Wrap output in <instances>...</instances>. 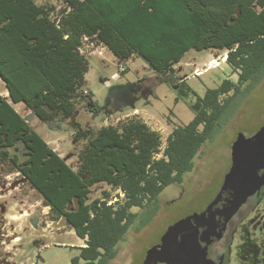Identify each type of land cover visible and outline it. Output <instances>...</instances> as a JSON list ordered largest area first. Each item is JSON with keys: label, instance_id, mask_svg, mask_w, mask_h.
I'll list each match as a JSON object with an SVG mask.
<instances>
[{"label": "trees", "instance_id": "16d2710c", "mask_svg": "<svg viewBox=\"0 0 264 264\" xmlns=\"http://www.w3.org/2000/svg\"><path fill=\"white\" fill-rule=\"evenodd\" d=\"M35 1L0 0V78L12 103H24L50 130H61L78 105L100 110L86 86L84 38L105 45L122 63L142 58L184 96L196 97L193 119L176 126L163 149L160 134L138 118L99 129L77 124L75 139L85 145L74 170L0 94V148L27 144L32 156L22 172L44 206L86 242L72 264H108L138 215L132 209L183 184L231 92L264 67V0H61L60 10ZM191 49L226 51L238 82L225 79L203 96L176 83L175 66ZM101 183L124 196L117 194L112 205L107 192L93 199L92 187Z\"/></svg>", "mask_w": 264, "mask_h": 264}, {"label": "rangeland", "instance_id": "374dc122", "mask_svg": "<svg viewBox=\"0 0 264 264\" xmlns=\"http://www.w3.org/2000/svg\"><path fill=\"white\" fill-rule=\"evenodd\" d=\"M35 2L61 9V0ZM80 54L89 63L87 89L94 93L104 112L91 113L87 110L88 104L78 105L74 116L63 122L61 130L52 131L24 104H13L73 169L77 170L78 155L85 145L84 141L75 139L76 123L99 129L138 118L160 134L163 149L172 130L193 119L191 105L196 97L184 96L142 58L133 56L122 63L105 45L89 38L83 39ZM226 56V51L191 49L175 66L176 83L184 81L200 96L225 79L237 83L238 73L231 70ZM0 93L8 98L1 78ZM230 96L220 125L200 150L193 171L185 176L183 184L170 185L145 207L132 209L138 215L118 243L115 258L108 264H141L160 244L169 227L204 211L216 198L232 166L233 142L239 135L253 136L264 125V67L243 82L238 93L231 92ZM1 169L0 231L4 236L0 235V264H72V259L79 256L80 238L63 220L52 221L50 209L44 208L40 195L21 175L16 172L8 175ZM117 191L101 184L93 188L91 197L103 198V192H107L115 198Z\"/></svg>", "mask_w": 264, "mask_h": 264}, {"label": "water", "instance_id": "95a60500", "mask_svg": "<svg viewBox=\"0 0 264 264\" xmlns=\"http://www.w3.org/2000/svg\"><path fill=\"white\" fill-rule=\"evenodd\" d=\"M231 162L218 195L206 210L169 227L144 264L166 261L169 255L177 264H198L201 240L206 243L204 262L209 264L212 244L221 238L228 221L264 187V125L251 137L238 136L231 147Z\"/></svg>", "mask_w": 264, "mask_h": 264}, {"label": "flooded vegetation", "instance_id": "af4514ba", "mask_svg": "<svg viewBox=\"0 0 264 264\" xmlns=\"http://www.w3.org/2000/svg\"><path fill=\"white\" fill-rule=\"evenodd\" d=\"M7 93L9 100L8 98L4 97L1 93L0 94L4 98H6L7 101H9V103H12L11 96L8 91ZM20 104H24V103H20ZM26 108L29 111H31L27 106ZM87 110L95 114L99 112L101 113L104 112L103 107L101 106H100V110H96L95 108L94 109L91 108L89 105L87 107ZM31 112L34 114L36 118H38L35 112L33 111ZM40 121L43 122L42 120ZM29 122L27 121V123ZM77 124L79 123H76V131L79 128ZM88 128H92V127H88ZM1 151L7 152L6 155ZM30 151L31 150L27 147V144L22 140H18L12 146H5L0 148V167H2L4 171L6 170V173L8 175L12 173L14 174L15 172L21 175L22 178L25 179L26 182L30 185L33 191H35L37 194L40 195L42 199V203L44 204L43 197L41 196V194L38 192V190H36V188H34L30 184L27 177L22 172V168H25L29 159H31L32 155ZM78 160H79V156H78ZM15 163L17 168L15 166ZM94 187H92V191ZM44 208L50 209V215L51 217H53L52 221L59 223L63 220L65 225L69 227L65 217L57 218L56 213L53 212L50 207L44 206ZM68 209H71V204L68 206ZM34 219L35 218H33L32 220ZM0 235L4 236V234H2L1 231H0ZM205 247H206V243L203 240H201L199 255H198V260H199L198 264H205L204 261L206 260H204L205 257L203 255L204 254L203 249ZM146 257L144 258L141 264L145 263ZM207 260L209 261V264H264V187L255 195L251 196L247 200V202L244 203L239 208V210L234 214V216L228 221L225 230L222 231L221 238L212 244ZM157 264H177V259L173 255H169L166 261L158 262Z\"/></svg>", "mask_w": 264, "mask_h": 264}, {"label": "built area", "instance_id": "2783aa9c", "mask_svg": "<svg viewBox=\"0 0 264 264\" xmlns=\"http://www.w3.org/2000/svg\"><path fill=\"white\" fill-rule=\"evenodd\" d=\"M117 194L120 196V197H123L124 196V194L119 190V191H117ZM118 200V198H117V196H115V198L113 197L112 198V200H110L109 202H108V205H112L115 201H117Z\"/></svg>", "mask_w": 264, "mask_h": 264}, {"label": "crops", "instance_id": "0c3cea01", "mask_svg": "<svg viewBox=\"0 0 264 264\" xmlns=\"http://www.w3.org/2000/svg\"><path fill=\"white\" fill-rule=\"evenodd\" d=\"M79 238V237H78ZM81 240V244L78 246V247H84V246H86V244H85V242H84V244H83V240L82 239H80Z\"/></svg>", "mask_w": 264, "mask_h": 264}]
</instances>
